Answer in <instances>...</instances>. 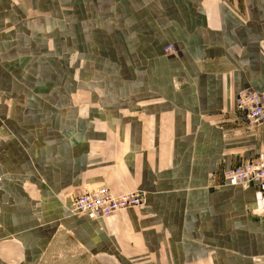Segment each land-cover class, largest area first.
Returning a JSON list of instances; mask_svg holds the SVG:
<instances>
[{
  "label": "crops",
  "instance_id": "1",
  "mask_svg": "<svg viewBox=\"0 0 264 264\" xmlns=\"http://www.w3.org/2000/svg\"><path fill=\"white\" fill-rule=\"evenodd\" d=\"M241 90L264 0H0V264H264V197L224 178L264 153ZM103 185L145 206L71 212Z\"/></svg>",
  "mask_w": 264,
  "mask_h": 264
},
{
  "label": "built area",
  "instance_id": "2",
  "mask_svg": "<svg viewBox=\"0 0 264 264\" xmlns=\"http://www.w3.org/2000/svg\"><path fill=\"white\" fill-rule=\"evenodd\" d=\"M165 50L173 51V47L168 45ZM235 107L249 126H259L264 121V92L238 91ZM224 178L231 185H254L264 197V153L231 167L225 171ZM144 206V194L138 190L115 194L104 185L94 189L84 187L83 191L73 197L70 203L73 214L85 215L93 219Z\"/></svg>",
  "mask_w": 264,
  "mask_h": 264
},
{
  "label": "rangeland",
  "instance_id": "3",
  "mask_svg": "<svg viewBox=\"0 0 264 264\" xmlns=\"http://www.w3.org/2000/svg\"><path fill=\"white\" fill-rule=\"evenodd\" d=\"M45 2H49V0H45ZM65 12L67 13V9H68V5L64 6ZM46 12H50V9H46ZM63 17V16H61ZM47 45V44H46ZM49 51L44 53V63H45V69L47 72H51L54 74L55 78H56V68L60 67V73H64L65 70L63 69L64 66H68L70 63V66H72V58H71V54H69L67 51H63L60 54L57 53V56H50L48 54H53L54 51L52 49V44L51 47L48 46ZM55 55V54H54ZM61 58V59H60ZM64 65V66H63ZM67 68V67H65Z\"/></svg>",
  "mask_w": 264,
  "mask_h": 264
}]
</instances>
